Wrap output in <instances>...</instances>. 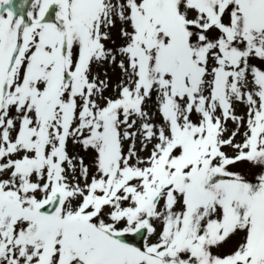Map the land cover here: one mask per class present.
Returning a JSON list of instances; mask_svg holds the SVG:
<instances>
[{
    "label": "snow or ice",
    "instance_id": "1",
    "mask_svg": "<svg viewBox=\"0 0 264 264\" xmlns=\"http://www.w3.org/2000/svg\"><path fill=\"white\" fill-rule=\"evenodd\" d=\"M0 264H264V0H0Z\"/></svg>",
    "mask_w": 264,
    "mask_h": 264
}]
</instances>
